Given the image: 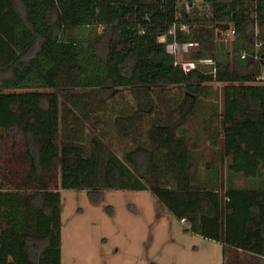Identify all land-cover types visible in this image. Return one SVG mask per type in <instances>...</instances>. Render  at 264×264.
Returning <instances> with one entry per match:
<instances>
[{"label":"trees","instance_id":"1","mask_svg":"<svg viewBox=\"0 0 264 264\" xmlns=\"http://www.w3.org/2000/svg\"><path fill=\"white\" fill-rule=\"evenodd\" d=\"M182 1L0 0V129L21 144L0 165V264H62L61 189L104 188L151 190L188 231L224 244V264H244L246 253L264 258V188L224 179L226 162L244 177L264 174L254 50L264 38V0H202L205 12ZM86 28L92 34L83 38ZM231 28L234 66L217 52ZM173 43L197 45L186 61L214 63L186 71ZM214 81L226 85L222 110L210 115L217 125L203 131L213 161L184 122ZM171 86L174 111L157 117L155 92ZM120 88L133 102L105 115ZM147 115V139L138 132L120 155L119 138L131 139Z\"/></svg>","mask_w":264,"mask_h":264},{"label":"rangeland","instance_id":"2","mask_svg":"<svg viewBox=\"0 0 264 264\" xmlns=\"http://www.w3.org/2000/svg\"><path fill=\"white\" fill-rule=\"evenodd\" d=\"M194 1L201 12L208 10L209 7L202 0ZM189 8L190 5H187L186 10L189 11ZM90 31V28L82 29L80 34L84 38L92 34ZM234 39V34L227 31L217 40L218 56L225 58L228 54L233 66ZM191 45L185 44L177 48L179 59H190L192 49L197 46ZM225 85V82L219 81L209 83L207 95L198 100L197 111L184 122L192 136L198 133L201 137L199 152L204 149V158L213 161L216 160L212 154L214 150L206 139L207 133L203 131L214 130L217 125L210 115L222 110ZM119 91L120 94L110 99L111 106L113 100H116L115 106L109 108L110 112L107 111L105 115H116L126 103L133 102L130 90L120 88ZM177 92L178 87L174 86L155 92V99L159 102L157 117L167 116L174 111V106L168 101ZM62 99L65 100L63 94ZM153 117L147 115L145 122L138 129L132 130L131 139L119 138L120 155H123L125 147L132 148L138 132H142L141 137L147 139L148 121H152ZM94 121L95 119H90V126ZM106 129L107 127H100L97 133ZM86 133L90 135L88 129ZM108 136L117 138L112 126ZM19 141L15 135L0 129L1 166H4L9 157L8 152L13 144L21 149ZM229 164L230 162H226L224 172L226 186L264 188V174L244 177L233 173ZM200 171L204 173L203 168ZM61 197L62 264H224V244L188 231V223L172 214L149 189L104 188L92 193L86 189H61ZM242 261L244 264H264L263 257L250 253L242 254Z\"/></svg>","mask_w":264,"mask_h":264},{"label":"built area","instance_id":"3","mask_svg":"<svg viewBox=\"0 0 264 264\" xmlns=\"http://www.w3.org/2000/svg\"><path fill=\"white\" fill-rule=\"evenodd\" d=\"M181 28L184 29V30H188L189 26H188V24L182 23L181 24ZM229 32H231L232 34H235L236 31H235L234 28H231L229 30ZM254 46H255L254 50H255V53H256V59L260 62V65L262 67L261 73L258 75L257 79H258L259 82L264 83V38H262L259 41H256L254 43ZM170 47L175 52H178V49H177L179 47L178 44L173 43V44L170 45ZM242 58H245L244 54L242 55ZM207 59L206 58L205 59H201L199 62H196V61H183V62H181V65L186 71H188L190 69L195 68L197 66V63H200V64L202 63L204 65H206L205 62H207V63L211 62L209 64H213L214 63L213 59H210V58H207ZM182 220H184V219H182Z\"/></svg>","mask_w":264,"mask_h":264},{"label":"crops","instance_id":"4","mask_svg":"<svg viewBox=\"0 0 264 264\" xmlns=\"http://www.w3.org/2000/svg\"><path fill=\"white\" fill-rule=\"evenodd\" d=\"M234 173V172H233Z\"/></svg>","mask_w":264,"mask_h":264}]
</instances>
